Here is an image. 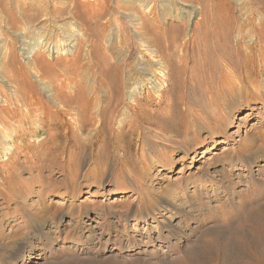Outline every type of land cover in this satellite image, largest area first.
<instances>
[{
	"label": "rangeland",
	"instance_id": "obj_1",
	"mask_svg": "<svg viewBox=\"0 0 264 264\" xmlns=\"http://www.w3.org/2000/svg\"><path fill=\"white\" fill-rule=\"evenodd\" d=\"M40 1L45 0L0 2V264H250V259L243 261L247 251L255 254L254 264H264L263 225L254 226L258 223L252 218L264 220V208L255 209L264 205V0H190L199 7L195 15L185 10L192 11L182 5L184 0H173L181 17L165 15L161 28L168 33L170 22L183 27L175 35L177 57L183 65L199 63L200 75L210 70L208 85L197 80L193 90L186 83L189 89H181L179 104L168 116L162 112L163 102L151 107L153 114L140 128L124 126L121 141L108 125L118 130V121L133 118L131 110L123 102H111L106 110L113 109V117L107 112L98 131L97 104L107 99L109 92L102 91L109 75L116 77L119 71L123 76L125 65L115 69L116 53L106 44V53L95 50L89 61L85 49L92 33L108 37L113 19L124 22L116 5L126 4L68 0L76 2V19L85 25L71 27L80 51L66 77L60 66L45 75L30 71L11 29L4 26L9 12L18 15ZM131 1L144 7L152 3ZM54 19L58 24L71 21L66 14ZM203 21L205 30L196 27L189 39V28ZM36 22L24 27L17 21L15 30H27V40L36 43ZM99 22L107 30L98 28ZM187 39L193 50L185 51ZM36 46L50 64L71 56L62 44L54 53ZM43 76L55 85L62 83L66 92L80 81L87 92L73 97L82 102L56 109L40 90L37 79ZM79 108L84 109L82 116ZM159 112L161 119L156 117ZM168 226L170 244L152 241ZM221 226L232 228L220 231ZM256 228L261 239L244 242ZM213 235L210 243L198 246L199 239ZM188 246L197 253L194 261L184 255Z\"/></svg>",
	"mask_w": 264,
	"mask_h": 264
},
{
	"label": "bare ground",
	"instance_id": "obj_2",
	"mask_svg": "<svg viewBox=\"0 0 264 264\" xmlns=\"http://www.w3.org/2000/svg\"><path fill=\"white\" fill-rule=\"evenodd\" d=\"M51 1L52 0H45L43 2L40 1L38 5H33L34 4L33 3V4H31V6L29 8L18 10L16 12V13H18V15H15V14L9 12L7 14V17L5 18V20H3L5 23L4 26L11 29V31H12L11 34L14 37V40H13L14 44L18 48L22 57L24 59H26V63L28 65L30 71L32 70V71L36 72V74H38V75H45V73H50L52 71L51 70L52 66H60L63 69L62 71H64L63 72L64 75L67 74L66 77H68V74L71 73L69 71L71 69V67L73 68V65L77 64L78 53L80 51L79 50L80 48L77 47V45L80 43V40L77 38L76 34L73 33V31H71V27H75L76 29H78V24H81V26H84L85 23L79 22L76 19L77 8L75 6L76 5L75 1L68 2V0L67 1L66 0H59L60 1L59 4L56 3L57 1L56 2H54V1L51 2ZM122 1L126 5L125 6L116 5V8L118 10V13L122 16L124 22H119L118 19H113V21L110 22L111 24H109L110 27H112V28L110 29L108 27V31H107L108 37L101 36V33L98 35H96L95 32L92 33L91 38L87 42V48L85 49V57L87 58L86 60H88V58L94 57L93 53L95 50H96V52H97V50H100V51L102 50L104 53H106L107 48L104 46V44H106L108 47H111V48L113 47V49H111V50H114L113 52L116 53L115 56L113 54L108 56L110 58L109 59L110 62H112L111 56H114L113 60L115 59V62H116L115 69H117L118 66H120L121 64L125 65V68L123 69L124 70L123 76L119 71L116 72V75H115L116 77L109 75V76H111L110 80L108 81V84L106 82H104L107 86H106V89L104 91H102V92H109L107 94V97H106L107 99L105 98L106 101L103 100L104 104H102V105L99 104V106L97 104V107H98L97 115H98L99 120H100V123L98 126V131L103 130L102 129L103 126H101L102 120L104 118V115L107 114V112H108V115L113 117L112 116V113L114 112L113 109H109V111L106 110V109H108L107 107L111 102L112 103L113 102H117V103L123 102L125 104V106L131 110V113L133 115V118L131 119V121L129 120L128 122H126L123 120H120V121L117 120L118 124H120L117 126L115 125L116 127H118V130L113 132L112 131V129H114L113 126L108 125L109 131L111 132L112 135L114 134V137H115V139H117V141H121L120 136L124 134L123 129H124L125 125L129 128L138 127L140 124L145 122L146 119H149V117H151V115L153 114V112L149 111V109H151V107L160 106V104L163 102L164 105L162 108V112L164 111V114L166 116H168L170 114V108L172 109L173 108L172 106L179 104L180 92H181V89L183 87H186L188 89H189V87H191L193 90H195L197 87V80H198V82L201 81V82H203V84L206 83L208 85L207 80L210 79V70L208 71L207 74L201 73V75H200V73L196 72L197 71L196 66L199 63L197 64L194 61H192L190 65H187V63H186V65H183V62L179 59V57H177L178 46L175 43L176 38H177L175 35H176V32L178 30H180V28L182 30H184L183 27L179 26V25H174V24H172V22H170L168 24L169 29L167 28L168 30H170L168 33H165V31L161 28L162 27L161 23L165 22V19H164L165 15L169 14L170 18H173V19L181 17L180 12L177 11L172 5V3L174 2L173 0H166V2H164V0H151L152 3L147 7H144L143 3L141 5L132 4V3H130L131 0H122ZM184 1L185 2L182 5L187 6L190 9H192V11L185 9L188 11L189 15H191V14L195 15L196 13L199 12L198 11L199 7L192 4V2L190 0H184ZM188 1H190V2L188 3ZM0 2H1V0H0ZM139 2H140V0H139ZM148 2H150V1H148ZM145 3H147V2L145 1ZM128 9H131L132 13L127 12ZM188 13H187V16H189ZM64 14L69 15L71 18V21L63 22V23H59V24L56 23L57 20H55L54 18H56L58 16H62ZM17 21H20L22 23V25H24V27H26V25L29 21H38L35 23V25L33 24L34 25L33 31L35 33H37V38L36 39L34 38L35 42L37 41L36 43L32 44L33 41L32 42L30 41L31 42L30 43L27 40V38L29 37L28 33H26L27 30H22V31L21 30H15L14 25H16ZM58 21H59V19H58ZM67 24H70V25H67ZM95 24L98 28H103L102 31L107 30V26H106L105 22H99V23H95ZM205 24H206V22H204V21L202 23L198 22L193 27V29L189 28L188 31H190V32H188V35H187L188 38L189 39L193 38L196 35L194 33V31L195 30L197 31V29H195V28L198 26L204 27V30H205ZM88 27H86V29ZM186 30H187V28H186ZM33 31L30 30L29 32L32 33ZM189 39L184 40V43H186V48H187V49H185V51H189L193 48L192 47L190 49V47L193 43L190 45L191 41ZM58 43L60 45L62 44L63 47H66V49H65L66 54L71 53L70 54L71 56L68 59L58 58V60H55V63L50 64V62L47 61L41 53L37 52L39 47H37L36 45L39 44L40 47L42 48V50L51 51L52 53H54L56 50L54 51L53 48L57 49L60 46V45L58 46ZM112 45H115V46H112ZM126 47L129 48L130 51L127 50V52L125 53V51L122 50L121 48L124 49ZM198 48H199V45H198ZM180 51H181V49H180ZM133 52H136V56L134 58L132 57ZM8 53H9L8 54L9 57L14 58V55L12 52L10 53V51H9ZM191 53H192V51H191ZM131 57H132V60L127 61L128 58L131 59ZM94 61H96V60H94ZM197 61H198V59H197ZM112 65H113V63H112ZM104 67H106V66H104ZM4 69L6 70V65H4ZM104 69L106 70L107 68H104ZM112 71H114V68ZM201 71H202V69H201ZM72 72H75V71H72ZM107 74H109V73H107ZM107 74H106V76H107ZM11 76L15 78V76L13 74H11ZM182 76H183V78H182ZM43 77H45L48 80L47 76H43ZM112 77H113V79H112ZM106 78H108V76ZM46 79H43V78L37 79V82L40 84V90L42 91L44 96L47 98V100L50 103H52V105L57 107L56 109H63V107L68 108V109H72L74 104L77 105V103L82 102V101H80L81 99H75L73 96L82 98L84 96V94H86V92H87V88H85V86L80 85V81H77L75 84L71 85L72 87H74L73 91L66 92V90H63L64 85L62 83L55 85L53 83L54 82L53 79H50L48 81H46ZM71 81H73V78H71ZM94 82H96V81H94ZM100 82H101V80L99 82L98 81L96 82V83H98L99 88L101 85ZM186 83L188 84L189 87L187 86ZM23 84H25V83H23ZM89 84H88V87H89ZM92 84L94 85V83H92ZM26 85H27V83H26ZM103 95H104V93H103ZM86 98H88V97L86 96ZM87 101L88 100H83V104L87 105L88 104ZM98 102H100V100ZM111 106H112V104H111ZM121 106L124 107L123 105H121ZM83 110H84L83 108H79V110H78L79 112H81V114H80L81 116L83 115ZM160 112L156 116L157 119H158V117L161 119V116H160L161 113ZM149 114H150V116H149ZM107 121L109 122V120H107ZM103 123H105V121ZM70 128H73V126ZM139 128H140V126H139ZM142 128H144V127H142ZM134 129H136V128H134ZM72 134H74V131H72ZM75 135H73V137H75ZM124 136H125V134H124ZM137 193L140 194V192H138V191H137ZM238 193H240V191ZM243 207H244V203H243ZM261 208L262 209L264 208L263 204L259 205L255 209L260 210ZM240 209H241V207H240ZM243 210H244V208H243ZM240 211H242V209ZM239 212H238V214H239ZM258 212H260V211H258ZM257 213L255 212V214H257ZM263 214H264V212H263ZM253 215H254V213L252 214V216ZM257 215H259V213ZM259 216H261V215H259ZM235 218H237V217H235ZM252 218H254L255 223L256 222L258 223L256 225L253 224L254 226H259V225L262 226L263 225L260 228V230H262L264 233V230H263L264 229V220L262 219L263 217H261L262 220L260 219V217H256V216H253ZM237 220H239V216H238ZM251 221H253V220H251ZM253 225L251 227H253ZM221 227L222 228H220V231H223L226 229L230 230L232 228V227H227V226H221ZM251 227H249V228H251ZM165 228L167 230L161 231V232L157 233L156 235H153L152 241H157V242L165 241L166 244H170L171 240H170L169 233H170V231L172 232V230L169 226L165 227ZM252 229H251L250 233L246 232L247 234L249 233V236H246V238L243 237L244 242H246L247 239L250 241H255L254 240L255 236H257L259 240L261 239V236L259 237L257 235L260 230L256 228L255 234H254V230L252 231ZM257 230H259V231L256 232ZM174 231H176V230H174ZM174 231H173V234H174ZM220 231H218V233H225L227 230L225 232H220ZM243 234H245V233H243ZM260 234H261V232H260ZM214 238H215V235L212 236V239L211 238L210 239L205 238V239H201V240L199 239L198 243L200 244L201 241H203V242L208 241V240L211 241ZM220 238H223V236H221ZM262 238H264V237L262 236ZM227 239H229V238H227ZM179 240H180V238H176V241H179ZM261 241L264 243L263 239H261ZM145 243H148V242L145 241ZM199 244H198L199 247L202 246L201 244L200 245ZM216 245L217 244H215L214 246H216ZM262 246H264V244ZM188 247L185 248L183 251L185 257L190 258L193 254L194 255L197 254L196 251H194V249H193L194 247H189V248ZM205 247H206V245H205ZM218 247H219V243H218ZM255 247H256V245H255ZM203 248H204V246H203ZM205 249H207V248H205ZM249 249L252 250L250 248V246H249ZM247 250H244V253H246ZM255 250H257V249H255ZM220 252H221V250H220ZM225 253H227V252H225ZM241 253H243V252H241ZM217 254L218 253L216 252V256H217ZM227 254H229V253H227ZM254 255L247 251V255H245L246 257L244 258L243 261L245 262V261L250 259V260H252V261H249V262H251L250 264L256 263L255 260L253 262V258L251 259V257H253ZM239 256H242V255H239ZM259 257H260V254H259ZM261 257H262V255H261ZM224 258H225V255H224ZM190 259L194 261L195 257L192 256V258H190ZM237 259H238V257H237ZM229 260H230V258H229ZM240 260L241 259H239V261ZM188 261H189V259H188ZM256 261H258L257 258H256ZM181 262H179V264H182ZM240 263L241 262H239V264ZM208 264H209V262H208ZM245 264H247V263L245 262ZM257 264H260V261Z\"/></svg>",
	"mask_w": 264,
	"mask_h": 264
}]
</instances>
